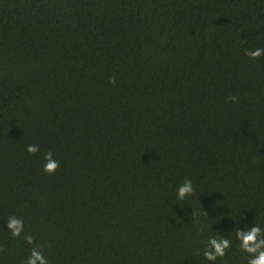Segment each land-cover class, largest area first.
<instances>
[{"label": "trees", "instance_id": "trees-1", "mask_svg": "<svg viewBox=\"0 0 264 264\" xmlns=\"http://www.w3.org/2000/svg\"><path fill=\"white\" fill-rule=\"evenodd\" d=\"M257 48L264 0H0V264L34 247L48 264H247L235 230L264 227Z\"/></svg>", "mask_w": 264, "mask_h": 264}, {"label": "clouds", "instance_id": "clouds-1", "mask_svg": "<svg viewBox=\"0 0 264 264\" xmlns=\"http://www.w3.org/2000/svg\"><path fill=\"white\" fill-rule=\"evenodd\" d=\"M245 55L251 59H258L261 55H264V49L257 48L254 50H246ZM110 83H115V77L110 78ZM227 99L235 102L236 97L230 96ZM26 151L34 155L39 151L38 145H28ZM43 171L46 174H54L60 166V162L53 158L51 151L44 155ZM194 188L190 179L185 181L177 187L176 194L177 199L183 200L186 196L193 193ZM7 229L11 232L13 237H18L24 231V223L22 220L15 216L8 218ZM236 240L239 242V247L242 252L248 256L247 264H264V227L254 224L251 228H245L243 230H235ZM25 241L28 244H33V238L31 235L25 236ZM232 241L228 238L220 236L210 237L207 241V247L204 250V258L209 262H215L218 258H222L226 255V251L231 247ZM25 264H48L47 258L43 252L34 247L26 260Z\"/></svg>", "mask_w": 264, "mask_h": 264}]
</instances>
